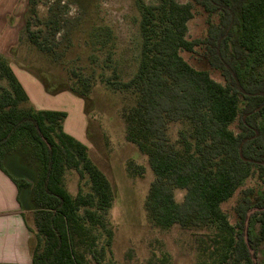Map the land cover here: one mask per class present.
Segmentation results:
<instances>
[{"label":"trees","instance_id":"obj_1","mask_svg":"<svg viewBox=\"0 0 264 264\" xmlns=\"http://www.w3.org/2000/svg\"><path fill=\"white\" fill-rule=\"evenodd\" d=\"M193 5L206 14H218V19L207 24L203 38L188 40ZM36 6V0H27L19 43L24 37L36 52L57 63L66 52L55 43L60 23L41 21ZM137 9V70L128 81L108 85L124 95L120 117L125 139L146 157L153 175L144 201L147 221L161 230L176 226L209 231L199 264H258L252 250L253 244L264 246V125L259 124L264 121V0H157L155 5L138 2ZM196 48L222 77V84L181 57V52ZM0 82L5 84H0V170L14 183L18 197L24 189L31 193L30 264L97 262L95 233L106 234L107 247L111 243L110 183L86 146L63 131L66 114L32 108L1 55ZM42 85L49 92L46 83ZM90 89L91 83L77 75L67 90L57 92L86 98ZM234 123L236 132L230 129ZM170 125L179 127L174 141L168 135ZM15 154L34 167L35 180L16 179L5 171L3 162ZM68 171L78 176L74 196L64 186ZM253 176L261 192L255 197L251 189L241 193L232 225L221 205ZM85 177L87 193L81 190ZM176 191L183 192L180 202ZM253 219L259 225L255 238L245 227Z\"/></svg>","mask_w":264,"mask_h":264},{"label":"rangeland","instance_id":"obj_2","mask_svg":"<svg viewBox=\"0 0 264 264\" xmlns=\"http://www.w3.org/2000/svg\"><path fill=\"white\" fill-rule=\"evenodd\" d=\"M36 1L41 21L51 18L60 23L55 43L59 44V50L66 48L64 56L52 63L31 48L24 37L19 43L27 0H0V55L8 61L24 87L32 108L66 114V134L86 146L89 158L111 185L113 203L108 212L111 243L107 247L106 234L95 233L97 262L91 260V264H199L204 259L203 249L209 244V231L183 230L176 226L161 230L147 221L144 201L153 175L146 157L125 139V126L120 117L124 95L108 85V82H126L135 74L141 49L137 3L155 5L157 0ZM217 19L218 14H206L193 5L186 39L203 38L207 24ZM180 55L194 69L208 71L213 81L223 83L219 73L206 64L201 49ZM77 75L91 83L86 98L68 91L57 92L67 90ZM259 124L264 125V121L260 119ZM178 128V125L169 126L172 141L176 139ZM230 129L236 132V124ZM18 154L8 157L3 168L16 179L35 180L36 170ZM64 186L74 196L79 186L77 174L66 172ZM81 188L83 193L88 192L86 177L81 181ZM248 189L253 190L254 197L260 194L261 185L256 176L247 179L232 198L221 205L232 225L236 219L234 208L241 193ZM182 196L183 192H175L176 201L180 202ZM19 201L24 208L33 205L28 189L20 192ZM255 221L247 224L253 238L259 229ZM252 251L256 252L257 263L264 264V246L253 244Z\"/></svg>","mask_w":264,"mask_h":264},{"label":"crops","instance_id":"obj_3","mask_svg":"<svg viewBox=\"0 0 264 264\" xmlns=\"http://www.w3.org/2000/svg\"><path fill=\"white\" fill-rule=\"evenodd\" d=\"M33 239L31 209L21 206L16 186L0 170V264H30Z\"/></svg>","mask_w":264,"mask_h":264},{"label":"water","instance_id":"obj_4","mask_svg":"<svg viewBox=\"0 0 264 264\" xmlns=\"http://www.w3.org/2000/svg\"><path fill=\"white\" fill-rule=\"evenodd\" d=\"M253 212V210L252 211H250L248 214H247V217H249L250 216V214ZM247 224H248V221H246L245 222V227H247ZM250 253H252V251H250Z\"/></svg>","mask_w":264,"mask_h":264}]
</instances>
